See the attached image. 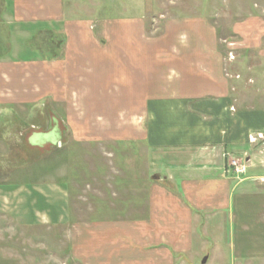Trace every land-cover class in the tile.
<instances>
[{"label": "crops", "instance_id": "1", "mask_svg": "<svg viewBox=\"0 0 264 264\" xmlns=\"http://www.w3.org/2000/svg\"><path fill=\"white\" fill-rule=\"evenodd\" d=\"M79 9L75 0H4L0 20L8 25L10 48L0 57V121L7 124L8 114L17 118L15 110H23L26 117L14 122L13 140L2 132L0 140L24 139L29 144L32 133L47 128L45 119L54 116L58 123L64 121L75 143L139 142L146 149L150 190L157 188L174 203L166 201L159 212L164 221L179 220L186 239H192L195 223L202 237L214 224L221 260L224 239L230 257L239 254L234 245L237 230L238 250L244 256L236 258L240 264L264 262V229L258 228L264 221L263 169L254 165L258 152L246 137L254 128L264 131V112H247L238 122L225 104L229 82L215 28L203 15L175 16L164 21L161 35L149 37L142 17H85ZM42 29L63 36L61 53L54 59H44L39 52L27 55L36 50L27 41ZM232 29L244 38L264 37V17L251 15ZM240 158L248 167L238 178L228 164ZM75 169L71 164L70 175ZM62 184L64 188H51L58 198L57 211L52 216L49 212L53 223L63 217ZM39 187L36 192L0 189V197L18 211L19 222L17 207L31 200L33 205L48 202L45 186ZM4 191L12 194L3 196ZM236 220L242 230L234 228ZM227 221H233L231 237L224 229ZM93 234L90 240L88 234L80 240V246L73 244L77 249L72 256L85 264H103L101 240L109 237ZM259 245L261 254L254 252Z\"/></svg>", "mask_w": 264, "mask_h": 264}, {"label": "rangeland", "instance_id": "2", "mask_svg": "<svg viewBox=\"0 0 264 264\" xmlns=\"http://www.w3.org/2000/svg\"><path fill=\"white\" fill-rule=\"evenodd\" d=\"M75 1L80 4L78 14L85 17H142L145 22L144 35L149 37L162 34L167 18L205 16L215 28L223 70L229 82L225 104H228L230 112L237 114L238 122L239 116L247 112H264V37L254 40L248 36L244 38L232 29L234 23L251 15L264 17V0ZM86 11L90 14H86ZM15 39L20 44L21 39L16 36ZM35 52L38 49L27 55H34ZM15 113V119L11 114L3 117L7 124L0 121V132L10 140V132L17 128L14 122L26 117L23 110H15ZM58 114L61 117L62 109H58ZM59 125L62 127L63 142L59 147L52 146L47 153L26 154L21 147L24 139L10 143L0 140V189L23 187L36 192L34 188L43 185L50 197L46 204L39 200L37 205H33L34 201L31 200L24 207H17L23 222H19L18 211L9 204L8 199L0 197V264H85L82 259L80 261L72 256L77 249L73 244L80 246V240H86L87 234L91 235L88 236L90 240L93 232L109 237L101 240L104 245L100 249L103 251V264H202L204 256H207L204 264H240L244 260L242 252L238 250L241 237L237 230L233 233L239 254L231 253V258L227 240L224 239L221 260L216 254L214 224L208 227V235L202 237L204 233L195 223L192 239H186L182 237L183 225L179 220L164 221L166 217L160 215L162 207L166 201L167 205H172L173 200L171 197L164 198L163 192L157 188L150 190L152 179L146 167L143 144L131 141L122 144V141L117 143L110 140L75 143L63 120L59 121ZM237 135L244 136L242 133ZM246 137L258 152L259 157L253 162L263 169L260 172L264 177V131L254 128L249 130ZM71 164L76 167L77 175L74 172L70 175ZM241 164L245 165L243 173L235 170V166ZM228 167L238 178L247 174L248 165L243 158L231 159ZM62 183L66 186L61 191L65 205L61 208L63 217L60 222L53 223L50 217L58 209V198L51 188L55 184L64 188ZM4 192L7 194L3 196L12 194ZM178 219L181 217L178 216ZM227 223L224 229L229 230V234L224 233L231 237L233 221ZM235 226L242 230V224L237 220ZM258 228L264 229V221L258 223ZM197 233L201 234L200 238ZM148 235L151 237H146ZM163 235L168 238L165 239ZM249 239L252 241L251 237ZM261 248L259 245L254 252L261 254ZM238 256L242 260L236 259ZM254 264L264 262L256 260Z\"/></svg>", "mask_w": 264, "mask_h": 264}, {"label": "trees", "instance_id": "3", "mask_svg": "<svg viewBox=\"0 0 264 264\" xmlns=\"http://www.w3.org/2000/svg\"><path fill=\"white\" fill-rule=\"evenodd\" d=\"M4 6V0H0V10ZM2 11V10H1ZM30 37L27 43L31 48L38 49L39 54L44 59H54L61 53L63 36H57L47 29L38 30ZM34 41V42H33ZM49 43V45H48ZM9 28L8 25L0 20V57L9 51Z\"/></svg>", "mask_w": 264, "mask_h": 264}, {"label": "water", "instance_id": "4", "mask_svg": "<svg viewBox=\"0 0 264 264\" xmlns=\"http://www.w3.org/2000/svg\"><path fill=\"white\" fill-rule=\"evenodd\" d=\"M33 136H31L30 138V144L32 145H37V144H44L47 143L48 144V149H46V153L49 152L54 146H61L62 144V136H61V132L60 131H48V132H44V131H38V132H34L32 133ZM53 146V147H52ZM207 260V256H204L201 260V263L204 264Z\"/></svg>", "mask_w": 264, "mask_h": 264}, {"label": "flooded vegetation", "instance_id": "5", "mask_svg": "<svg viewBox=\"0 0 264 264\" xmlns=\"http://www.w3.org/2000/svg\"><path fill=\"white\" fill-rule=\"evenodd\" d=\"M48 45H49V43H48ZM45 121H47V123L49 124L48 126H47V128H45L43 131L44 132H48V131H55L56 132V130L57 131H60V132H62L61 131V129H62V127L60 128V125H59V123H58V120L54 117V116H51L50 117V119H45ZM61 140H62V142H63V137L61 138ZM48 144L47 143H44V144H37V145H32V144H28V143H26V142H24V143H22V145H21V147H23V149H24V152L27 154H37L38 155V153L39 152H42V153H44L45 151H46V149H48ZM35 152H38V153H35Z\"/></svg>", "mask_w": 264, "mask_h": 264}, {"label": "built area", "instance_id": "6", "mask_svg": "<svg viewBox=\"0 0 264 264\" xmlns=\"http://www.w3.org/2000/svg\"><path fill=\"white\" fill-rule=\"evenodd\" d=\"M236 171L239 172V173H243L245 171V165L244 164H241V165H236Z\"/></svg>", "mask_w": 264, "mask_h": 264}]
</instances>
